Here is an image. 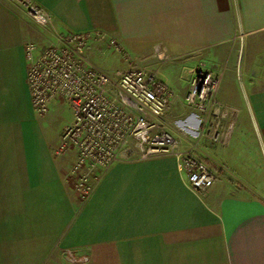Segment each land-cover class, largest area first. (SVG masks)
<instances>
[{"label":"crops","instance_id":"0c3cea01","mask_svg":"<svg viewBox=\"0 0 264 264\" xmlns=\"http://www.w3.org/2000/svg\"><path fill=\"white\" fill-rule=\"evenodd\" d=\"M32 1L60 29L115 36L138 64L161 47L210 69L229 134L197 142L218 175L203 193L161 156L114 163L81 202L74 152H53L68 121L49 129L26 83L25 43L46 31L0 0V264H264V0Z\"/></svg>","mask_w":264,"mask_h":264},{"label":"built area","instance_id":"2783aa9c","mask_svg":"<svg viewBox=\"0 0 264 264\" xmlns=\"http://www.w3.org/2000/svg\"><path fill=\"white\" fill-rule=\"evenodd\" d=\"M18 1L47 33L41 45L27 41L24 47L31 106L38 115L47 113L52 103L69 107L71 119L53 152H74L68 174L81 202L91 196L104 173L122 160L172 156L193 191L203 193L212 187L218 175L194 153L207 134L209 115L217 119L210 130L212 142L225 144L229 134L219 131L227 113L215 98L219 81L211 72L199 67L185 97L195 111L192 124L170 130L160 118L176 95L157 67L138 64L125 45L104 30L60 29L44 7L32 0ZM101 44L126 61V67L112 75L95 68L86 58V49ZM187 136L192 141L183 147L181 139Z\"/></svg>","mask_w":264,"mask_h":264},{"label":"rangeland","instance_id":"374dc122","mask_svg":"<svg viewBox=\"0 0 264 264\" xmlns=\"http://www.w3.org/2000/svg\"><path fill=\"white\" fill-rule=\"evenodd\" d=\"M17 3L25 11V9L22 7V5L19 3L18 0ZM28 22L29 25H31L32 27H36L37 25V24L35 25V23L31 19H28ZM43 35L45 37V35L47 36V33H43ZM43 40L44 38L41 39L40 43L35 42V40L33 41L29 40V42H33L35 44L41 45L44 42ZM90 46L88 48L93 49L96 52L87 53V56L91 60L92 65L98 70L106 74L112 75L116 70L126 67L127 65L126 61L120 59L119 56L113 51H111V49H109V47H107L106 45L101 44L99 46L97 45L96 46L93 45L92 47ZM130 54L132 55V53ZM132 56L136 60L135 56L134 55ZM150 65L152 67H157L159 69V74H160L159 76L163 78V80L168 86V89L176 93L175 100L172 102L170 108L163 113V115L160 118V122L163 123L164 125H167L170 130H175L176 127L181 126L183 124L184 125L188 124L190 126L193 122L191 117L194 114L193 112L195 111L192 107L187 105V103L185 102V97L189 91V87L193 81L195 73L199 69V66L197 67H192L191 65L184 66L181 64V60L171 59L166 53V51L161 47H154L152 54V61ZM191 68H195V69L191 71L190 70ZM205 69L211 72V70L208 69L207 67ZM49 107L52 108L48 118L46 119L48 124H50L48 125L49 129L50 127L52 129L61 128L67 121L71 119L70 109L65 104L61 105L58 103H52ZM216 121H217L216 118L209 115L206 123L207 124L206 128L208 131L207 134L201 137V139L203 138L206 141H211L210 130L215 125ZM190 141H192L190 136H187L183 140L181 139L182 145H186V146L190 145Z\"/></svg>","mask_w":264,"mask_h":264}]
</instances>
